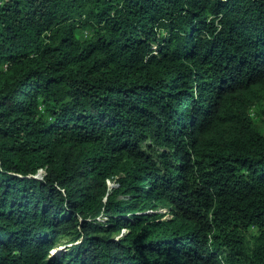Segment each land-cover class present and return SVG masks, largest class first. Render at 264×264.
<instances>
[{
	"label": "trees",
	"instance_id": "trees-1",
	"mask_svg": "<svg viewBox=\"0 0 264 264\" xmlns=\"http://www.w3.org/2000/svg\"><path fill=\"white\" fill-rule=\"evenodd\" d=\"M0 264H264V0H0Z\"/></svg>",
	"mask_w": 264,
	"mask_h": 264
},
{
	"label": "rangeland",
	"instance_id": "rangeland-1",
	"mask_svg": "<svg viewBox=\"0 0 264 264\" xmlns=\"http://www.w3.org/2000/svg\"><path fill=\"white\" fill-rule=\"evenodd\" d=\"M38 175V177L39 178H42L41 176L43 175V172H41V170L37 173ZM109 184H111V182L109 181ZM164 210L165 209H160V211H162V212H164ZM105 219V217H102L100 220H104ZM65 246H67V245H65L64 243H63V241L61 240L60 242H59V244H58V246H57V249L59 248L60 250L61 249H65Z\"/></svg>",
	"mask_w": 264,
	"mask_h": 264
},
{
	"label": "water",
	"instance_id": "water-1",
	"mask_svg": "<svg viewBox=\"0 0 264 264\" xmlns=\"http://www.w3.org/2000/svg\"><path fill=\"white\" fill-rule=\"evenodd\" d=\"M38 175V174H37ZM37 175H36V177H37Z\"/></svg>",
	"mask_w": 264,
	"mask_h": 264
}]
</instances>
